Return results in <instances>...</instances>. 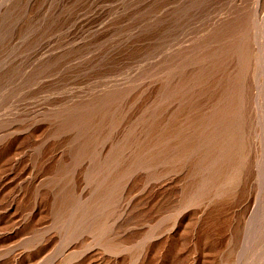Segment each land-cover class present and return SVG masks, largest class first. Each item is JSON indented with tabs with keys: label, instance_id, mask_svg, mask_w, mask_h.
Wrapping results in <instances>:
<instances>
[{
	"label": "rangeland",
	"instance_id": "1",
	"mask_svg": "<svg viewBox=\"0 0 264 264\" xmlns=\"http://www.w3.org/2000/svg\"><path fill=\"white\" fill-rule=\"evenodd\" d=\"M93 1L0 0V127L3 130H1L2 133L5 127L12 126V121H14L13 125L21 121L23 111H20L24 110L25 106L32 107L33 104L34 107L41 106L52 98H62L63 94L67 97L70 94L92 92L91 90H99L102 86V88L106 86L115 88V85L120 82L121 87L124 85L123 90L116 92L112 88L114 91L112 90L107 97L99 99L101 106L99 113L104 115L102 123L106 126L103 138H110L122 124L120 122V118H123L121 95H128L130 100L127 121L129 124L126 125L131 126H126L124 132L126 136L121 135V138L112 143L111 148L108 146L106 157L102 158L96 154L97 147L94 148V146H97L99 139L95 140L96 137L90 139L89 142L94 139L92 143L86 141L87 144H91V147L86 146L89 147V151H92L89 153L90 157L93 155L90 163L92 167L88 166L90 168L88 170L84 167L78 180L92 185L89 195L90 197L93 194L91 201L88 197L87 200L79 203L71 196L72 201L68 199V202L64 203L72 204L66 207L62 202V195L59 196L58 192L68 188L71 177L70 168L58 164L57 166L53 164V167L51 165L42 172L46 187L44 186L39 196H44V199L42 198L45 203L44 212L38 217L40 220L37 218L39 221L34 220V225L30 222L23 226L27 229L22 227L18 229L15 241L11 242L12 247L16 249L19 245L20 248L16 251L24 253L34 250L31 242L35 241L34 237H38L42 231H45L44 228H47L52 242L48 243L46 249L35 258L36 262L32 260L31 264H41L45 254L49 260L45 257L44 262L45 259L48 261L44 264H264V0L170 1V7H175L172 8L173 13L166 27L162 26L163 20L159 14L163 0ZM92 3L98 8L92 9ZM74 13H77L82 21L87 18L86 22L83 21V25L76 30L70 27V17ZM217 15L220 18L227 17L228 21L222 26L212 27L213 19L217 18ZM40 43L45 47L42 46L43 49L42 47L39 49L37 56L46 53H52L55 56L32 69L30 65L35 59L29 55ZM69 65L71 70L67 68ZM24 70H27L29 75L27 79L25 77L21 80L20 75ZM148 83L151 84L150 98L145 97L147 93H141L142 86ZM30 91L33 93L31 94ZM156 93L159 96L155 95ZM25 100L29 102L26 103ZM23 102L24 105H22ZM62 105L64 107V103ZM62 105L60 109L71 112L68 106L65 105L63 108ZM51 106L55 105H49ZM18 113L21 115L19 116ZM55 114H53L54 117L59 120L60 117ZM74 115L60 118L64 121L56 122L57 127L52 129L50 135L56 136L60 133V129L62 132L64 128L69 127V124L72 126L76 123L75 126L82 129L87 118L90 120L89 115L79 116V118ZM65 120H68L66 121L68 123H65L67 126L63 123ZM137 125H141L145 134L137 132L139 130ZM56 128L59 129L56 130ZM1 132L0 135H3ZM31 136L29 140H24L25 150L28 149L26 161L28 165L36 161L32 159L33 157L30 160L31 154L35 156L42 150L39 135L38 137L33 135V139ZM2 139H0V177H6L3 182L6 187L0 192V212L8 209L3 204L8 198L16 199L15 189L19 182L17 179L19 169L9 170L10 167L5 163V159L12 154V152L9 153L10 141L5 140L2 143ZM84 144L81 150H86ZM128 146L132 153L129 157L130 161L124 162L122 150ZM122 168L126 172L128 169L131 172L126 173ZM135 168L139 171L134 170ZM27 174L26 172L23 176ZM169 177H172L173 181L168 182ZM128 178L127 195L123 196L125 200L122 198L119 202L120 193L118 192H121L120 189ZM52 184L53 187L56 185L55 189L57 188L54 195L50 189L49 191L47 189ZM128 199H131V204L126 214L120 216V204L128 202ZM59 202L64 204V208ZM82 203L86 204L82 205ZM19 204L23 203L19 202ZM18 206L20 207L18 204L15 205L13 214L9 213V217L1 219L0 225L5 224L4 222L8 219L10 222L15 219ZM65 207L69 210L67 211ZM82 209L89 212L86 210L84 212ZM188 210L192 213L195 230V252L193 250L192 254H189V247L185 244L188 234L183 226L179 227L174 234L169 231L167 233L165 228H161L176 214L183 222H186ZM84 213L88 215L85 214L86 218L82 215ZM115 217L119 222L113 228L114 226L110 224ZM10 225H13L12 222ZM8 226L0 228L3 227V231L6 229L5 232L10 233L11 229L12 232L17 231V225L14 224L12 228ZM30 234L34 235L32 239ZM19 237H24L22 238L24 241ZM149 239L151 250L143 254L141 248ZM25 241L28 246L25 245ZM16 243L18 244L15 245ZM79 250L82 253L74 258L76 256L74 254Z\"/></svg>",
	"mask_w": 264,
	"mask_h": 264
},
{
	"label": "bare ground",
	"instance_id": "2",
	"mask_svg": "<svg viewBox=\"0 0 264 264\" xmlns=\"http://www.w3.org/2000/svg\"><path fill=\"white\" fill-rule=\"evenodd\" d=\"M95 1V0H94ZM93 1V2H94ZM170 1H174V0H163L162 2H161V8H160V17L162 18V20H163V27H166L167 25H168V23H169V19H170V15H171V13H173V9H174V7H170V5H169V3H170ZM176 1V0H175ZM174 1V2H175ZM9 2V1H8ZM96 2V1H95ZM175 4V3H174ZM173 4V5H174ZM172 5V6H173ZM209 5H211V4H209ZM246 5V4H245ZM247 6V5H246ZM97 6L94 4V3H92L91 4V8L92 9H97L96 8ZM205 7V6H204ZM210 7V6H209ZM248 9H249V7H248ZM202 10V9H201ZM243 10V9H242ZM245 11V10H244ZM248 11V10H247ZM79 12V11H78ZM252 12V11H251ZM250 12V13H251ZM80 13V12H79ZM98 13V12H97ZM175 13V12H174ZM244 13V12H243ZM252 14V13H251ZM176 15V14H175ZM83 16V15H82ZM218 16V15H217ZM225 16V15H224ZM224 16H221V17H224ZM228 16V15H227ZM230 16V15H229ZM245 17V16H244ZM246 17H248V16H246ZM249 17H251V16H249ZM243 18V17H242ZM254 18V17H253ZM87 19V18H86ZM86 19H85V21H84V19H83V21L84 22H86ZM91 19V18H90ZM211 19H213V18H211ZM228 18L226 17H224V18H220L219 16L217 17V18H214L213 19V23H212V27H219V26H222L223 24H225L228 20H227ZM231 19V18H230ZM89 20V19H88ZM256 20V19H255ZM83 21L81 20V17L79 18V16L77 15V13H74L71 17H70V27L71 28H73V30L75 29H78L79 27H81L82 25H83ZM181 21V20H180ZM252 21V20H251ZM257 21V20H256ZM212 22V21H211ZM104 23H105V21H104ZM245 23V22H244ZM257 23V22H256ZM235 24V23H234ZM100 27V26H99ZM102 27H103V25H102ZM163 27H161V28H163ZM226 27V26H225ZM174 28H175V26H174ZM179 28V27H178ZM158 29V28H157ZM171 30V29H170ZM162 32V31H161ZM97 33V32H96ZM138 33V32H137ZM140 33H142V32H140ZM177 33V32H176ZM139 34V33H138ZM148 34V33H147ZM156 34V33H155ZM165 35V34H164ZM152 36V35H151ZM155 37V36H154ZM166 37V36H165ZM175 37V36H174ZM147 38V37H146ZM145 38V39H146ZM153 38V37H152ZM175 39V38H174ZM142 40V39H141ZM158 40V39H157ZM167 40H169L168 38H167ZM125 41V40H124ZM127 41V40H126ZM139 41V40H138ZM166 41V40H165ZM170 41H171V39H170ZM133 42H134V40H133ZM137 42V41H136ZM149 42V41H148ZM157 42V41H156ZM163 42V41H162ZM180 42V41H179ZM80 44V43H79ZM86 44V43H85ZM101 44V43H100ZM132 44V43H131ZM144 44V43H143ZM169 44V43H168ZM191 44V43H190ZM124 45V44H123ZM182 45V44H181ZM181 45H179V47L181 46ZM186 45V44H185ZM42 46H44V44L42 45V43H40L37 47H35L34 49H33V51H32V53H31V55H29L31 58L32 57H34V61H32L31 62V67H32V69H35L34 67H36V65H40V63H43V62H45V61H48V60H50L52 57H54L53 55H52V53H46V54H44V55H40L39 54V56H37L38 55V52L40 51L39 49L42 47ZM128 46V45H127ZM153 46V45H152ZM183 46V45H182ZM45 47V46H44ZM148 47V46H147ZM187 47V46H186ZM80 48V47H79ZM42 49H43V47H42ZM47 49V48H46ZM124 49V48H123ZM126 49V48H125ZM193 49H195L194 47H193ZM192 49V50H193ZM48 50V49H47ZM46 50V51H47ZM84 50V49H83ZM163 50V49H162ZM166 50H168V49H166ZM198 50V49H197ZM43 51V50H42ZM45 51V52H46ZM77 51V50H76ZM85 51V50H84ZM88 51V50H87ZM98 51V50H97ZM138 51H139V49H138ZM169 51V50H168ZM49 52H51V51H49ZM153 52V51H152ZM160 52V51H159ZM158 52V53H159ZM189 52V51H188ZM70 53V52H69ZM175 53H177V52H175ZM42 54V53H41ZM178 54V53H177ZM83 55V54H82ZM158 55V54H157ZM180 55V54H179ZM233 55V54H232ZM231 55V56H232ZM8 56V55H7ZM88 56V55H87ZM99 56V55H98ZM97 56V57H98ZM146 56V55H145ZM156 56V55H155ZM160 56V55H159ZM165 56V55H164ZM66 57V56H65ZM95 57V56H94ZM94 57H93V59H94ZM108 57V56H107ZM137 57H138V55H137ZM140 57V56H139ZM169 57V56H168ZM179 57V56H178ZM148 58H149V56H148ZM14 59V58H13ZM80 59V58H79ZM92 59V58H91ZM132 59V58H131ZM174 59V58H173ZM180 59V58H179ZM178 59V60H179ZM235 59V58H234ZM25 60V59H24ZM66 60H67V58H66ZM65 60V61H66ZM145 60V59H144ZM150 60H151V58H150ZM168 60V59H167ZM64 61V62H65ZM69 61V60H68ZM77 61V60H76ZM115 61H116V59H115ZM154 61V60H153ZM227 61V60H226ZM63 62V61H62ZM80 62V61H79ZM162 62V61H161ZM166 62V61H165ZM169 62V61H168ZM175 62V61H174ZM29 63V62H28ZM103 63V62H102ZM105 63V62H104ZM157 63H158V61H157ZM27 64V63H26ZM30 64V63H29ZM68 64V63H67ZM76 64V63H75ZM85 64V63H84ZM159 64V63H158ZM50 65V64H49ZM56 65V64H55ZM60 65V64H59ZM79 65V64H78ZM161 65V64H160ZM173 65V64H172ZM192 65V64H191ZM30 66H27V67H30ZM75 66V65H74ZM157 66V65H156ZM188 66V65H187ZM186 66V67H187ZM31 67L29 68V69H31ZM67 67V66H66ZM73 67V66H72ZM76 67V66H75ZM141 67V66H140ZM159 67V66H158ZM2 68H4V67H2ZM37 68V67H36ZM48 68V67H47ZM63 68L65 69V67L63 66ZM62 68V69H63ZM67 68H71V65H69ZM146 68V67H145ZM227 68V67H226ZM28 69V68H27ZM60 69V68H59ZM83 69V68H82ZM93 69V68H92ZM130 69V68H129ZM133 69V68H132ZM234 69V68H233ZM37 70V69H36ZM49 70V69H48ZM71 70V69H70ZM103 70V69H102ZM195 70V69H194ZM69 71V70H68ZM77 71H78V69H77ZM82 71V70H81ZM84 71V70H83ZM87 71V70H86ZM169 71V70H168ZM231 71V70H230ZM53 72V71H52ZM58 72V71H57ZM57 72H55V73H57ZM63 72V71H62ZM167 72V71H166ZM225 72V71H224ZM40 73V72H39ZM54 73V72H53ZM74 73V72H73ZM128 73V72H127ZM141 73V72H140ZM45 74V73H44ZM69 74V73H68ZM82 74V73H81ZM6 75V74H5ZM29 75V72H27V70H24V71H22V73H21V75H20V79L21 80H23V79H25V77H26V79H27V76ZM119 75V74H118ZM121 75V74H120ZM125 75V74H124ZM129 75V74H128ZM161 75V74H160ZM35 76V75H34ZM44 76V75H43ZM161 76H163V75H161ZM6 77V76H5ZM40 77V76H39ZM119 77V76H118ZM164 77V76H163ZM117 78V77H116ZM174 78V77H173ZM17 79V78H16ZM33 79V78H32ZM37 79V78H36ZM65 79V78H64ZM63 79V80H64ZM70 79V78H69ZM155 79V78H154ZM165 79V78H164ZM167 79V78H166ZM35 80V79H34ZM71 80V79H70ZM118 80V79H117ZM116 80V81H117ZM102 81V80H101ZM105 81V80H104ZM159 81V80H158ZM157 81V82H158ZM39 82H42V81H40L39 80ZM39 82H38V84H39ZM111 82V81H110ZM125 82V81H124ZM138 82H140V81H138ZM149 82V81H148ZM151 82V81H150ZM19 83V82H18ZM43 83V82H42ZM56 83V82H55ZM116 84H117V82H115ZM119 84H120V82H118ZM152 83V82H151ZM41 84V83H40ZM39 84V85H40ZM53 84V83H52ZM91 84H93V83H91ZM112 84V83H111ZM114 84V83H113ZM115 85V88L114 87H112V88H114V90H116V92H118V90H123L122 89V87L124 86H122L121 87V85ZM125 84V83H124ZM135 84V83H134ZM155 84V83H154ZM42 85V84H41ZM65 85V84H64ZM78 85V84H77ZM76 85V86H77ZM97 85V84H96ZM140 85H142V83L140 84ZM145 85V84H144ZM143 85V86H144ZM153 85V84H152ZM45 86V85H44ZM67 86V85H66ZM81 86V85H80ZM79 86V87H80ZM89 86H90V84H89ZM102 86V85H101ZM142 86V90H141V93L143 92V93H147V95H145V97H148V98H150V95H151V90H150V88H151V84H147V85H145L144 87ZM167 86V85H166ZM41 87V86H40ZM84 87H86V86H84ZM103 87V86H102ZM101 87V89H94V90H91L92 92H86V93H82V94H74V95H72V94H70L69 96H67L66 97V95L64 96V94H63V96H62V98H52V99H50L49 97V99L50 100H48V101H46L45 102V104L44 105H41V106H33L32 105V107H24V110H21V107H20V112H22L23 113V116H22V119H21V121H19L18 123H16V124H14L13 125V123H14V121H12L13 123H12V126L10 125V127H8V128H6L5 127V130H4V133H2L1 132V130H2V128L0 129V132L3 134V135H0V139H2L1 140V142L2 143H4V141L6 140V141H10V151H9V153L10 152H12V154H11V156H9L7 159H5L6 160V162L5 163H7V165L10 167V169L9 170H13L14 168H17V169H19V177L17 178V179H19V182H18V184H17V187H16V195L17 196H14V197H16V199L15 198H8L7 200H6V203H3V204H5V208H8L6 211H3V212H0V224H1V219L2 218H4V217H6V216H8V215H10L9 213H12L14 210H15V205L16 204H18V205H20V207H19V209H18V213L15 215V219L14 220H11V222H12V224L14 225H17L18 226V228H17V231H14V232H12V229H11V233L10 232H5V230L3 231L2 229H3V227H5V226H8V227H10L11 225H10V220L8 219V220H6V222H4L5 224H3V225H0V227L1 226H3L2 228H0V264H31V261L32 260H34V262H36L35 261V258L40 254V253H42L45 249H46V247H47V245H48V243H50V242H52V241H50L51 240V234L49 233V231H48V229L46 228H44V230L45 231H42V233L40 234V235H38V237L36 238V237H34V235H35V233H34V235H33V237L35 238V241H33V242H31L32 243V247H34V250H30V252H26V253H24L23 251H16L17 250V248H20V247H18L19 245H17L18 243H16L15 245H17V248L16 249H14L13 247H12V245L13 244H11V242H12V240H14L15 241V237H17V235H18V229H20V227H22V229L24 228L23 226H25V224L26 223H29L30 224V222H32V224L34 225V220L35 221H37L38 219L40 220V218H38L39 216H41L42 214H43V212H44V209H45V206H44V204L45 203H43V200H42V198L44 197H41V196H39V193L44 189V186H45V176L44 177H42V172L44 171V170H46L47 168H50V166L52 165V167L54 166L53 164H55L56 166H57V164L58 165H60V166H62V167H68V168H70V170L69 169H67V170H69L70 171V174H71V177H70V184H69V186H67L68 188L66 189V190H64V189H62V191H60V192H58L60 195L59 196H61L62 195V197H63V199H62V202L64 203L65 201L66 202H68V199L69 200H71V196H73L72 198H74V199H77V201H79V203L80 202H82V201H84L86 198L88 199V197H89V195H90V192L92 191L91 190V188H93V187H91L92 185H90L88 182H82V181H79L78 180V178H79V174H80V172L82 173V171H83V169H84V167L86 168L87 167V170H88V166H91L90 165V163H91V158L93 157V153L91 154L92 155V157H90V154L89 153H91L90 151H89V147L88 146H86V145H89V144H87V142L88 143H92L93 142V140H92V142H89V140L90 139H92V138H94V137H96L95 138V140L97 139H99L97 142L98 143H96L97 144V146H94V148H96L97 149V155H99V157H106L107 155H106V153H107V150H109L108 149V146H109V148H111V145H112V143L114 142V141H117L119 138H121V135H122V137H123V135H124V132H125V130H126V126H128V125H126V124H129V123H127V121H128V118H129V97H128V95H121V105H122V110H123V118H120L121 119V121L120 122H122V124L121 125H119L118 126V128L115 130V132H114V134H112V136L110 137V138H103V133H104V130L106 129V126H103V123H102V120H103V117H104V115L103 114H100L99 113V110L101 109L100 107V105H99V99L100 98H104V97H107L111 92H112V88H108L107 86V88L105 87V88H102ZM111 87V86H110ZM153 87V86H152ZM92 88H93V86H92ZM98 88V87H97ZM138 88H140V86L138 87ZM168 88V87H167ZM69 89V88H68ZM124 89H125V87H124ZM163 89V88H162ZM55 90V89H54ZM64 90V89H63ZM113 90V91H114ZM127 90V89H126ZM132 90V89H131ZM134 90V89H133ZM159 90V89H158ZM53 91V90H52ZM88 91V90H87ZM160 91V90H159ZM67 92V91H66ZM70 92V91H69ZM74 92V91H73ZM78 92H80V91H78ZM125 92V91H124ZM124 92H123V94H124ZM128 92V91H127ZM30 93H31V91H30ZM33 93V92H32ZM31 93V94H32ZM45 93V92H44ZM70 93H72V92H70ZM77 93V92H76ZM120 93H122V92H120ZM57 94V93H56ZM55 94V95H56ZM61 94V93H60ZM162 94V93H161ZM2 95H3V93H2ZM43 95V94H42ZM119 95V94H118ZM153 95V94H152ZM155 95H158L157 93L155 94ZM154 95V96H155ZM4 96H5V94H4ZM57 96V95H56ZM159 96V95H158ZM27 97V96H26ZM35 97V96H34ZM33 97V98H34ZM38 97V96H37ZM61 97V96H60ZM141 97V96H140ZM46 98H47V96H46ZM118 98H120V96L118 97ZM144 98V97H143ZM156 98V97H155ZM162 98V97H161ZM40 99V98H39ZM42 99V98H41ZM40 99V100H41ZM132 99V98H131ZM153 100V99H152ZM167 100V99H166ZM5 101V100H4ZM26 101V100H25ZM24 101V102H25ZM24 102H23V104L22 105H24ZM29 101H26V103H28ZM39 102V101H38ZM42 102V101H41ZM21 103V102H20ZM31 103V102H30ZM64 103V107H65V105L66 106H68V108H70L69 110H71V112H72V114H71V112H68V110L66 111V110H62V109H60L61 108V105ZM131 103V102H130ZM135 103V102H134ZM32 104V103H31ZM132 104H133V102H132ZM19 105V104H18ZM48 105V106H47ZM49 105H55V106H51V107H49ZM14 106V105H13ZM12 106V107H13ZM28 106V105H27ZM132 107H133V105H131ZM62 107H63V105H62ZM63 107V108H64ZM132 107H130V108H132ZM136 107V106H135ZM19 109V108H18ZM138 109V108H137ZM142 110V109H141ZM14 111V110H13ZM136 111V110H135ZM140 111V110H139ZM196 111V110H195ZM11 112V111H10ZM16 112V111H15ZM52 112H54V113H56L60 118H63V117H69V116H72L73 114H75L74 116H78V118H79V116H83L84 117V115L86 116V115H89V119L90 120H88V118H87V120H86V122L82 125L83 126V128L81 129L80 127H78V126H75V124L73 123V120L71 121L72 122V124H74V125H72V126H70V124H69V127L67 126V124H65V123H68V122H66V121H68V120H65V122H63L64 124H65V126H67V128H64L65 130H63L62 132H61V129H60V133L59 132H57V131H55V132H57V133H59V134H56V136H51L50 134H51V131H52V129L53 128H55V127H57V125H56V122H58V123H60V121H64L63 119L61 120L59 117V120H56V118L54 117V113H52ZM143 112V111H142ZM147 112V111H146ZM145 112V113H146ZM177 112V111H176ZM188 112V111H187ZM144 113V112H143ZM149 113V112H148ZM172 113V112H171ZM184 113V112H183ZM6 114V113H5ZM8 114V113H7ZM6 114V115H7ZM55 114V115H56ZM18 115L20 116L21 115V113H18ZM132 115V114H131ZM158 115V114H157ZM175 115V114H174ZM3 116V115H2ZM5 116V115H4ZM12 116V115H11ZM133 116V115H132ZM143 116V115H142ZM155 116V115H154ZM153 116V117H154ZM0 117H1V115H0ZM165 117V116H164ZM186 117V116H185ZM184 117V118H185ZM3 118V117H2ZM8 118V117H7ZM9 118H10V116H9ZM81 118V117H80ZM86 118V117H85ZM137 118V117H136ZM140 118V117H139ZM142 118V117H141ZM157 118V117H156ZM155 118V119H156ZM183 118V119H184ZM73 119H75V118H73ZM82 119V118H81ZM169 119V118H168ZM3 120V119H2ZM18 120H20V119H18ZM71 120V119H70ZM132 120V119H131ZM177 120V119H176ZM85 121V120H84ZM139 121V120H138ZM163 121V120H162ZM186 121V120H185ZM70 122V123H71ZM74 122H76V121H74ZM79 122V121H78ZM80 122H81V120H80ZM79 122V123H80ZM119 122V123H120ZM143 122V121H142ZM182 123H183V121H181ZM62 123V122H61ZM118 123V124H119ZM165 123H167V122H165ZM179 123V122H178ZM10 124H11V121H10ZM131 124V123H130ZM136 124V123H135ZM142 124V123H141ZM160 124V123H159ZM168 124V123H167ZM171 124V123H170ZM78 125V124H77ZM117 125V124H116ZM133 125V124H132ZM155 125V124H154ZM187 125V124H186ZM59 126H60V124H59ZM80 126H81V124H80ZM81 126V127H82ZM129 126H131V125H129ZM128 126V127H129ZM177 126V125H176ZM2 127H3V125H2ZM60 127H62V126H60ZM139 130L137 131V132H139L140 134H142V133H144L143 132V128L141 127V125H137L136 126ZM152 127V126H151ZM178 127V126H177ZM188 127V126H187ZM4 128V127H3ZM63 128V127H62ZM174 128V127H173ZM57 129H59V128H56V130ZM81 129V130H80ZM151 129H153V128H151ZM167 129V128H166ZM192 129V128H191ZM144 130H145V127H144ZM175 130V129H174ZM198 130V129H197ZM3 131V130H2ZM161 131H163V130H161ZM193 132V131H192ZM153 133V132H152ZM159 133V132H158ZM133 134V133H132ZM145 134V133H144ZM147 134V133H146ZM33 136V135H35V136H37V135H39V138H40V140H41V145H42V150H40L41 151V153H36L35 154V156H34V154L32 155L31 154V157H29L30 158V160H31V158L32 159H36V161H34L35 163H33L32 165H31V163H30V165H28L27 164V148H26V150H25V147H24V143H25V141L26 140H29V136ZM1 136H2V138H1ZM32 136H31V138H32ZM124 136H126V133H125V135ZM139 136V135H138ZM151 136V135H150ZM172 136V135H171ZM38 137V136H37ZM128 137V136H127ZM33 138H34V136H33ZM32 138V139H33ZM38 138V139H39ZM137 138V137H136ZM135 138V139H136ZM143 138V137H142ZM150 138V137H149ZM165 138H166V136H165ZM36 139V138H35ZM25 140V141H24ZM123 140V139H122ZM134 140V139H133ZM164 140V139H163ZM168 140H169V138H168ZM193 140V139H192ZM31 141H33V140H31ZM34 141H36L37 142V140H34ZM87 141V142H86ZM151 141H152V139H151ZM170 141V140H169ZM185 141V140H184ZM191 141V140H190ZM29 142V141H28ZM36 142H34V144L36 143ZM96 141H94V143H95ZM145 142V141H144ZM187 142V141H186ZM194 142V141H193ZM7 143V142H6ZM84 143H86V144H84ZM93 143V144H94ZM133 143V142H132ZM139 143H140V141H139ZM149 143V142H148ZM151 143V142H150ZM156 143V142H155ZM154 143V144H155ZM184 143V142H183ZM85 145L84 147L86 148V150L84 149V150H81L82 148H81V146L82 145ZM143 144V143H142ZM158 144V143H157ZM161 144V143H160ZM172 144V143H171ZM182 144V143H181ZM185 144V143H184ZM38 145V144H37ZM91 145V144H90ZM89 145V146H90ZM131 145V144H130ZM145 145V144H144ZM193 145H195V144H193ZM27 146V145H26ZM31 146V145H30ZM168 146V145H167ZM185 146V145H184ZM36 147V146H35ZM80 147V152L78 151V148ZM83 147V146H82ZM88 147V148H87ZM91 147V146H90ZM139 147V146H138ZM152 147V146H151ZM160 147V146H159ZM174 147V146H173ZM189 147V146H188ZM39 148H41V147H39ZM136 148V147H135ZM147 148V147H146ZM153 148V147H152ZM151 148V149H152ZM155 148V147H154ZM170 148V147H169ZM182 148H183V146H182ZM6 149V148H5ZM90 149H92V148H90ZM158 149V148H157ZM161 149H162V147H161ZM168 149V148H167ZM32 150V149H31ZM34 150V149H33ZM95 150V149H94ZM169 150V149H168ZM176 150V149H175ZM190 150V149H189ZM82 151V152H81ZM124 151V152H123ZM131 150H129V146L128 147H124V149L122 150V152L124 153L123 154V159H124V162L125 161H128L129 160V157L131 156V153L132 152H130ZM162 151V150H161ZM33 152V151H32ZM138 152V151H137ZM141 152V151H140ZM155 152V151H154ZM163 152H164V150H163ZM167 153H168V151H166ZM186 152V151H185ZM147 153V152H146ZM165 153V152H164ZM178 153V152H177ZM184 153V152H183ZM225 153V152H224ZM137 154H141V153H137ZM186 154V153H185ZM147 155H148V153H147ZM161 155V154H160ZM169 155V154H168ZM175 155H177V154H175ZM181 155V154H180ZM184 155V154H183ZM226 155V154H225ZM135 156V155H134ZM151 156V155H150ZM167 156V155H166ZM121 157V156H120ZM137 157V156H136ZM159 157V156H158ZM168 157V156H167ZM183 157V156H182ZM97 158V157H96ZM142 158V157H141ZM140 158V159H141ZM143 158H145V157H143ZM148 158V157H147ZM155 158V157H154ZM174 158V157H173ZM221 158V157H220ZM229 158V157H228ZM163 159V158H162ZM222 159H223V157H222ZM225 159V158H224ZM4 160V159H3ZM29 160V159H28ZM101 160V159H100ZM121 160V159H120ZM134 160V159H133ZM159 160V159H158ZM182 160V159H181ZM184 160V159H183ZM130 161V160H129ZM138 161V160H137ZM220 161H221V159H220ZM98 162V161H97ZM100 162V161H99ZM181 162V161H180ZM179 162V163H180ZM4 163V162H3ZM123 162H121V164H122ZM138 163V162H137ZM192 163V162H191ZM230 163V162H229ZM125 164V163H124ZM129 164V162L127 163V165ZM146 164V163H145ZM149 164V163H148ZM158 164V163H157ZM6 165V164H5ZM5 165H3V166H5ZM99 165V164H98ZM97 165V166H98ZM138 165V164H137ZM147 165V164H146ZM59 166V167H60ZM131 166V165H130ZM151 166V165H150ZM158 166V165H157ZM218 166V165H217ZM8 167V168H9ZM58 167V168H59ZM92 167V166H91ZM127 167V166H126ZM125 167V170H127V168ZM128 167H129V165H128ZM133 167V166H132ZM152 167H154L153 165H152ZM155 167H156V165H155ZM179 167V166H178ZM182 167H184V166H182ZM204 167V166H203ZM7 168V167H6ZM57 168V169H58ZM66 168H65V170H66ZM199 168V167H198ZM217 168V167H216ZM3 169V168H2ZM56 169V170H57ZM90 169V168H89ZM123 169V171L124 172H126L125 170H124V168H122ZM139 169H141V168H139ZM55 170V171H56ZM59 170V169H58ZM134 170H137L136 168L134 169ZM3 171H5V170H3ZM8 171V170H7ZM48 171V170H47ZM47 171H46V173H47ZM63 172H64V170H62ZM95 171H96V169H95ZM99 171V170H98ZM137 171H139V170H137ZM141 171V170H140ZM166 171V170H165ZM175 171H176V169H175ZM215 171V170H214ZM1 172V171H0ZM28 173L27 175H25V176H23V174H25V173ZM66 172V171H65ZM64 172V173H65ZM100 172V171H99ZM127 172H129V169H128V171ZM126 172V173H127ZM131 172V171H130ZM129 172V173H130ZM143 172L145 173V171L143 170ZM157 172V171H156ZM184 172V171H183ZM62 173V172H61ZM129 173H128V175H129ZM154 173V172H153ZM218 173V172H217ZM17 174V173H16ZM58 174V173H57ZM67 174V173H66ZM65 174V175H66ZM94 174V173H93ZM99 174V173H98ZM159 174V173H158ZM177 174V173H176ZM214 174V173H213ZM2 175V174H1ZM5 175V174H4ZM46 175V174H45ZM50 175V174H49ZM83 175V174H82ZM95 175V174H94ZM192 175V174H191ZM8 176V175H7ZM14 176V175H13ZM52 176V175H51ZM56 176V175H55ZM133 176V175H132ZM152 176V175H151ZM155 176V175H154ZM153 176V177H154ZM157 176V175H156ZM211 176V175H210ZM209 176V177H210ZM219 176V175H218ZM223 176V175H222ZM10 177V176H9ZM17 177V176H16ZM15 177V178H16ZM46 177H48V176H46ZM96 177V176H95ZM128 177V176H127ZM127 177H125V179H127ZM130 177H131V175H130ZM134 177V176H133ZM147 177V176H146ZM162 177V176H161ZM166 177V176H165ZM174 177V176H173ZM192 177V176H191ZM4 178H6V177H4ZM4 178L3 177H0V192H2L4 189H5V187H6V185H5V183H3L4 182ZM59 178V177H58ZM115 178V177H114ZM175 178V177H174ZM9 179H11V178H9ZM14 179V178H13ZM53 179L55 180V178L53 177ZM53 179H50V180H53ZM57 179V178H56ZM122 179V178H121ZM203 179V178H202ZM210 179V178H209ZM212 179H213V177H212ZM217 179V178H216ZM7 180V179H6ZM47 180V179H46ZM49 180V181H50ZM92 180V179H91ZM99 180V179H98ZM152 180V179H151ZM170 180H172V177H169V180H168V182L170 181ZM196 180H197V178H196ZM205 180V179H204ZM226 180V179H225ZM48 181V180H47ZM61 181H62V179H61ZM123 181H126V180H123ZM128 181H129V178H128V180L126 181V182H124L123 184V187H122V189H120L121 190V192H118V193H120V199H119V202L121 201V199L123 198V196L124 195H127L126 193H127V191H128V188H126V186L128 185L127 183H128ZM146 181V180H145ZM163 181H165V179L163 180ZM173 181V180H172ZM189 181V180H188ZM202 181V180H201ZM224 181V180H223ZM55 182H56V180H55ZM57 182H58V180H57ZM79 182V183H78ZM94 182V181H93ZM92 182V183H93ZM97 182V181H96ZM131 182V181H130ZM136 182H138V181H136ZM162 182V181H161ZM167 182V181H166ZM212 182V181H211ZM213 182H215V181H213ZM8 183H9V181H8ZM7 183V184H8ZM47 183V182H46ZM60 183V182H59ZM145 183V182H144ZM149 183V182H148ZM155 183V182H154ZM165 183V182H164ZM210 183V182H209ZM15 184V185H16ZM48 184H49V182H48ZM55 184V183H54ZM65 184V183H64ZM83 184V185H82ZM95 184V183H94ZM188 184V183H187ZM223 184V183H222ZM47 185V184H46ZM146 186H147V184H145ZM208 185V184H207ZM56 185H54V187H55ZM64 186V185H63ZM62 186V187H63ZM96 186V185H95ZM145 186V187H146ZM172 186V185H171ZM194 186V185H193ZM192 186V187H193ZM196 186V185H195ZM217 186V185H216ZM14 187V186H13ZM46 187V186H45ZM47 187H48V185H47ZM53 187V184H52V186H50V188H47L48 189V191H49V189H50V191H51V193L54 195V192H56L57 190V188L55 189ZM97 187V186H96ZM95 187V188H96ZM129 187V186H128ZM138 187H140V186H138ZM187 187V186H186ZM11 188V187H10ZM58 188H59V186H58ZM143 188H144V186H143ZM194 188V187H193ZM192 188V189H193ZM14 189V188H13ZM60 189H61V187H60ZM191 189V188H190ZM144 190V189H143ZM195 190H197V189H195ZM10 191V190H9ZM47 191V190H46ZM94 191V190H93ZM97 191V190H96ZM95 191V192H96ZM13 192V191H12ZM190 192V191H189ZM7 193V192H6ZM9 193H11V192H9ZM9 193H7V194H9ZM44 192H42V194H43ZM117 193V194H118ZM138 193V192H137ZM140 193V192H139ZM1 194V193H0ZM50 194V193H49ZM143 194V193H142ZM192 194V193H191ZM45 195V194H44ZM47 195V194H46ZM93 195V194H92ZM91 195V196H92ZM119 195V194H118ZM136 195V194H135ZM12 196V197H13ZM89 197V199L90 198H92V197ZM95 196V195H94ZM9 197H11V196H9ZM61 197V198H62ZM127 197H129V195L127 196ZM136 197V196H135ZM57 198V197H56ZM125 198V197H124ZM123 198V199H124ZM18 199V200H17ZM31 199V200H30ZM44 199V198H43ZM47 199V198H46ZM54 199V198H53ZM86 199V200H87ZM95 199V198H94ZM50 200V199H49ZM93 200V199H92ZM125 200V199H124ZM123 200V201H124ZM131 200V199H130ZM129 199H128V202H122L121 204H120V208H119V206H117L119 209H120V211H121V213L119 214L120 216H124L125 214H126V212H127V210H128V208H129V206H130V204H131V201H130ZM1 201H3V200H1ZM47 201V200H46ZM46 201H44V202H46ZM59 201H60V199H59ZM72 201V200H71ZM90 201H91V199H90ZM127 201V200H126ZM4 202V201H3ZM19 202L20 203H23L22 205L21 204H19ZM94 202V201H93ZM99 202V201H98ZM97 202V203H98ZM184 202V201H183ZM60 204V202H59V204H60V206H64V204ZM69 203H71V202H69ZM75 203V202H74ZM87 203V202H86ZM86 203H82V205L83 204H86ZM90 203V202H89ZM189 203H191V202H189ZM72 204V203H71ZM71 204H67V205H71ZM187 204V203H186ZM2 205V204H1ZM66 205V204H65ZM67 205H66V207H67ZM74 205V204H73ZM91 205V204H90ZM111 205H113V204H111ZM119 205V204H118ZM193 205V204H192ZM49 206V205H48ZM3 207V206H2ZM1 207V208H2ZM65 207V209H67ZM4 208V209H5ZM64 208V207H63ZM69 208V207H68ZM73 208H75V207H73ZM86 208V207H85ZM116 208V207H115ZM52 209V208H51ZM59 209H61V207L59 208ZM87 209V208H86ZM86 209H82L84 212H86V211H88V210H86ZM88 209H89V207H88ZM184 209V208H183ZM69 209H67V211H68ZM73 210V209H72ZM80 210V209H79ZM81 210V211H82ZM86 210V211H85ZM190 210V209H189ZM188 210V212L189 213H187V221L186 222H183L182 220H181V218L179 217V216H177V214L176 215H174L173 217H172V219H170V221L168 222V223H166L164 226H162L161 228H165L166 229V232L167 231H169V232H171V233H175L177 230H178V228L179 227H181V226H183L184 227V229H185V231H186V233L188 234L187 235V237H186V242H185V244H187V246L189 247V254L191 253H193V250L195 249V242H194V221H193V218H192V213L190 212ZM63 211V210H62ZM74 211V210H73ZM90 211H91V208H90ZM98 211V210H97ZM119 211V212H120ZM187 211V210H186ZM72 212V211H71ZM89 212V211H88ZM96 212V211H95ZM177 212V211H176ZM178 212H180V211H178ZM16 213V211L14 212V214ZM61 213V212H60ZM75 213V212H74ZM92 213V212H91ZM100 213V212H99ZM110 213V212H109ZM112 213H114V212H112ZM118 213V212H117ZM182 213H184V212H182ZM13 214V213H12ZM12 214H11V216H12ZM52 214V213H51ZM85 214L86 213H84V214H82V215H84L85 216ZM90 214V213H89ZM100 214H102V213H100ZM181 214V213H180ZM63 215V214H62ZM87 215V214H86ZM60 216V215H59ZM88 216V215H87ZM96 216V215H95ZM94 216V217H95ZM101 216V215H100ZM181 216V215H180ZM9 217V216H8ZM55 217H56V214H55ZM80 217V216H79ZM107 217V216H106ZM38 218V219H37ZM85 218H86V216H85ZM116 218V217H115ZM115 218H113L112 220H113V222H112V224H110V226L112 225V227L113 228H115V226H117L118 225V222L119 221H117V218L115 219ZM171 218V217H170ZM7 219V218H6ZM53 219V218H52ZM59 219V218H58ZM64 219H65V217H64ZM79 219H81V217L79 218ZM101 219V218H100ZM120 219V218H119ZM123 219V218H122ZM38 220V221H39ZM84 220V219H83ZM106 220H109V219H106ZM166 220V219H165ZM169 220V219H168ZM4 221V220H3ZM2 221V222H3ZM49 221V220H48ZM66 221H67V219H66ZM70 221V220H69ZM97 221V220H96ZM111 221V220H110ZM75 222V221H74ZM79 222V221H78ZM91 222V221H90ZM99 222H100V220H99ZM106 222V221H105ZM183 222V223H182ZM43 223V222H42ZM54 223V222H53ZM56 223V222H55ZM83 223H84V221H83ZM87 223V222H86ZM107 223V222H106ZM122 223V222H121ZM58 224H59V222H58ZM77 224V223H76ZM100 224V223H99ZM12 225V226H13ZM36 225V224H35ZM85 225V224H84ZM89 225V224H88ZM88 225H87V227H88ZM12 226H11V228H12ZM30 226V225H29ZM53 226V225H52ZM56 226V225H55ZM54 226V227H55ZM80 226H81V224H80ZM32 227V226H31ZM44 227V226H43ZM59 227H60V225H59ZM58 227V228H59ZM90 227V226H89ZM119 227V226H118ZM135 227V226H134ZM6 228V227H5ZM117 228V227H116ZM24 229H27V228H24ZM31 230H32V228H30ZM34 229H36V228H34ZM41 229V228H40ZM51 229H52V227H51ZM61 229V228H60ZM93 229V228H92ZM121 229V228H120ZM164 229V230H165ZM15 230V229H14ZM30 230V231H31ZM53 230V229H52ZM65 230V229H64ZM79 230H81V228L79 229ZM116 230V229H115ZM157 230V229H156ZM7 231H8V229H7ZM21 231V230H20ZM22 231H24L25 232V230H22ZM51 231V230H50ZM70 231V230H69ZM72 231V230H71ZM74 231V230H73ZM86 231V230H85ZM96 231H97V229H96ZM101 231V230H100ZM103 231V230H102ZM106 231V230H105ZM28 232V231H27ZM32 232H33V230H32ZM31 232V233H32ZM37 232V231H36ZM65 232H66V230H65ZM90 232V231H89ZM104 232V231H103ZM155 232V231H154ZM26 233V232H25ZM52 233V232H51ZM58 233V232H57ZM72 233V232H71ZM74 233V232H73ZM77 233V232H76ZM79 233V232H78ZM111 233V232H110ZM165 233V232H164ZM168 233V232H167ZM24 234V233H23ZM29 234V233H28ZM65 234V233H64ZM87 234V233H86ZM91 234V233H90ZM95 234V233H94ZM106 234V233H105ZM31 235V234H30ZM32 235H31V238L30 239H32L33 237H32ZM151 235H153V234H151ZM155 235V234H154ZM19 236H20V234H19ZM24 236V235H23ZM59 236V235H58ZM69 236V235H68ZM67 236V237H68ZM73 236V235H72ZM116 236V235H115ZM118 236H119V234H118ZM77 237V236H76ZM94 237V236H93ZM157 237H159V236H157ZM20 238V237H19ZM22 238H24V237H22ZM22 238H20V239H22ZM26 238H27V236H26ZM28 238V239H29ZM75 238V237H74ZM78 238V237H77ZM91 238V237H90ZM126 238V237H125ZM149 238V237H148ZM16 239H18V238H16ZM19 239V240H20ZM29 239V240H30ZM69 239H72V238H69ZM79 239V238H78ZM105 239V238H104ZM112 239V238H111ZM23 241H24V239H22ZM22 240H20V242H23ZM29 240L27 241V242H29ZM73 240V239H72ZM83 240V239H82ZM106 240V239H105ZM113 240V239H112ZM124 240V239H123ZM156 240V239H155ZM32 241V240H31ZM107 241H109V240H107ZM114 241V240H113ZM119 241V240H118ZM153 241V240H152ZM17 242H19V241H17ZM69 242V241H68ZM92 242V241H91ZM199 242V241H198ZM24 243V242H23ZM30 243V244H31ZM71 243H72V241H71ZM104 243H106V242H104ZM20 244V243H19ZM29 244V245H30ZM52 244V243H51ZM103 244V243H102ZM107 244V243H106ZM113 244V243H112ZM122 244V243H121ZM120 244V246H122ZM230 244V243H229ZM14 245V246H15ZM25 245H27L28 246V243L26 244V241H25ZM55 245H59V244H55ZM62 245V244H61ZM64 245V244H63ZM75 245V244H74ZM78 245V244H77ZM87 245V244H86ZM85 245V246H86ZM118 245V244H117ZM151 243H150V239H149V241L148 242H146L145 244H144V247L143 248H141V253H146L147 251H150L151 250ZM234 245V244H233ZM22 246H24V244L22 245ZM30 246V247H31ZM108 246V245H107ZM113 246V245H112ZM114 246H116V245H114ZM142 246H143V244H142ZM26 247V246H25ZM25 247L23 248L24 249V251H25ZM75 247V246H74ZM84 247V246H83ZM88 247V246H87ZM86 247V248H87ZM118 247V246H117ZM187 247V248H188ZM28 248V247H27ZM57 248V247H56ZM200 248V247H199ZM32 249V248H31ZM85 249V248H84ZM83 249V250H84ZM228 249V248H227ZM28 250V249H27ZM58 250V249H57ZM81 250H79V252L77 251V253H75L74 255H76V256H74V258H77V257H79L80 256V254L82 253V252H80ZM220 251V250H219ZM229 251V250H228ZM232 251V250H231ZM59 252H60V250H59ZM64 252V251H63ZM62 252V253H63ZM194 252H195V250H194ZM230 252V251H229ZM228 252V253H229ZM50 253V252H49ZM54 253H56V252H54ZM70 254H71V252H69ZM198 253V252H197ZM68 254V253H67ZM53 255V254H52ZM51 255V256H52ZM58 255V254H57ZM70 256V255H69ZM227 256V255H226ZM46 257V254H45V256H44V258ZM60 257H61V254H60ZM66 257V256H65ZM43 258V259H44ZM52 258V257H51ZM54 258V257H53ZM52 258V259H53ZM57 258V257H56ZM62 258H64V256L62 257ZM69 258V257H68ZM72 258V257H71ZM73 258V259H74ZM42 259V263L44 264L46 261H48L49 259L46 257V259H48V260H46L45 259V262H44V260ZM52 259H51V261H52ZM55 259V258H54ZM58 261V260H57ZM61 261H64V260H61ZM66 261L68 262V259H66ZM65 261V262H66ZM70 262V261H69ZM33 263V262H32ZM37 263H39V261L37 262ZM41 263V264H42ZM48 263V262H47ZM61 263H64V262H61ZM36 264V263H35ZM49 264V263H48ZM65 264V263H64ZM67 264V263H66Z\"/></svg>",
	"mask_w": 264,
	"mask_h": 264
}]
</instances>
